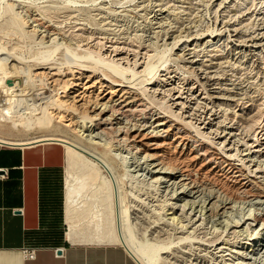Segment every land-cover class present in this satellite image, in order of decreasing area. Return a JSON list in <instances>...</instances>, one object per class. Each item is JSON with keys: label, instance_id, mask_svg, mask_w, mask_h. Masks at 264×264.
<instances>
[{"label": "bare ground", "instance_id": "obj_1", "mask_svg": "<svg viewBox=\"0 0 264 264\" xmlns=\"http://www.w3.org/2000/svg\"><path fill=\"white\" fill-rule=\"evenodd\" d=\"M241 1L246 0L217 1L220 18L219 32L215 34H208L209 30L191 23L171 26L169 19L175 13L174 4L152 2L149 28L144 30L148 34H141L151 42L158 33L165 32L170 37L183 33V39L177 40V34L172 37V47L178 48L174 57L181 67L195 75L186 78L177 68L167 67L161 68L157 80L147 83L152 84L149 87L152 94L168 102L170 112L150 102L136 87L137 80L127 76L125 68L118 64L106 60L84 62L71 56L67 68H60L61 65L48 62V58L35 56L30 60L21 58L26 63L21 67L11 63L20 57L0 48V130L10 120L15 123L25 119L20 123L27 130L33 128L35 121L39 129L46 130L56 122L65 121L78 135L76 139L43 133L21 139L0 132V142L7 145L53 140L66 145L64 217L65 238L69 242L120 243L141 264H161V259L167 258L163 256L169 246L166 243L171 241L167 236L177 235L182 242L175 249L189 256L190 264H264V116L257 96L252 95L256 91H250L252 79L264 69V15L255 17L254 28L246 27L255 13H250L245 22L247 18L240 14L248 15L251 10L239 12ZM147 4L140 7L144 9ZM16 13L19 15L12 16L11 24L23 34H39L41 40L61 34L45 16L28 12L27 18ZM102 17L106 34L111 21ZM126 40L111 41L104 55L117 63L133 62L137 73L144 75L151 69L145 64L149 49L137 50L128 46ZM178 42L181 44L176 46ZM233 52L238 57L244 54L245 62L256 61V72L252 69L250 75L249 71L246 80L241 74L229 73L228 67H234L229 58ZM35 79L48 84L47 89L53 92L40 96L49 97L48 105H41L43 101L35 104L27 101L32 92L24 85L28 81L34 84ZM247 81L251 84L244 85ZM37 106L41 115L12 119L16 116L14 111L23 113L28 109L34 115ZM147 136L152 137L156 150L148 153L143 149V155H139L142 144L146 145L142 139ZM114 150L119 156L128 157L124 166L133 165L131 170L144 171L145 178L150 176L149 185L169 194L163 200L167 209L162 211L161 224H147L143 215L128 214L127 197L117 169L106 156Z\"/></svg>", "mask_w": 264, "mask_h": 264}, {"label": "rangeland", "instance_id": "obj_2", "mask_svg": "<svg viewBox=\"0 0 264 264\" xmlns=\"http://www.w3.org/2000/svg\"><path fill=\"white\" fill-rule=\"evenodd\" d=\"M162 1L166 5L172 6L174 4L173 6H175V9H174L175 11H173L175 13L172 14L170 18L171 20L169 19L171 26L176 25V27H179V26L182 27V25L193 24L202 30H205V29L207 31L209 30L207 32L208 34H212V33L215 34L219 32V30L217 29L219 28L220 12L217 10V5H216L218 0H184V2H177L176 4L172 0H169V1L162 0ZM147 2L148 4L144 7V9L140 7V4L147 3ZM152 2H154V0H144V1L143 0H0V48H6L7 50L11 51L15 56L20 57V59H17L16 61H12L11 63H15L21 67L26 66V63H24L23 60L21 62V58L25 60L26 59L30 60L31 58L35 56L37 58L40 57L41 59L48 58L50 59V61L48 60V62L52 64H56L58 66L61 65L60 68H67L66 63L69 61L68 58L71 56L72 57L75 56V58H77L78 60H82L84 62L92 61L95 63H100V61L106 60L108 62L118 64V66L125 68L124 73L127 76L133 77L135 80H137L136 81L137 83L135 82L136 87H138L144 93V95L149 99L150 102H152L154 105H156L161 110L170 112L171 107L168 106V102L164 101L163 99H159L157 96L152 94V92L149 90V87L152 84H147V83L158 79V74H159L158 72H161L160 71L161 68L175 67L178 69L179 73H181L184 77L190 78V79L195 78V75L194 73H190L188 72V70L186 71L185 68L181 67L182 65L180 61L174 57V52H176L178 48L172 47L173 46L172 37L173 35L176 36L177 34V37H176L177 40L180 38L183 39L182 37L183 33L179 34L177 32L175 34H172L171 35L172 37H170L169 34L162 32V33H158L154 35L156 36V38L155 37L152 38V40L155 39L153 40V42L152 40L150 42L145 39L147 37L144 36L143 34L146 35L148 34V32L145 33L144 30H147L149 28V20L151 18V15L153 14L152 13V8H153ZM241 2H242L241 3L242 5L239 3L240 8L238 7L239 12H241L242 10L243 11L251 10L249 11L248 15H245V14L243 15L242 13L240 14L241 15L240 17L247 18L245 22L248 21L252 13L253 14L255 13L254 16L252 15V21L250 20L251 24L246 25V27L250 26V29H252L255 27V24H254L255 17L257 15L261 16L260 14L262 13L264 15V0L263 1L262 0H257V1L256 0H253V1L246 0V1H241ZM243 3L245 4L243 5ZM258 3L259 5L261 4L260 7H258L259 9L257 8ZM9 5H11V7H8ZM241 6H243L244 8L243 7L241 8ZM257 9H258V12H261V13L256 12ZM16 12H19L21 17L22 16L27 17L28 12L38 13L42 17L45 16L44 17L45 20L57 26V28H59V31H61L60 32L61 34H57V36H54L55 38L52 37L51 39L46 37L47 39L45 38L44 40L40 39L39 34H36V35L23 34L21 32L22 30L19 27L11 24L10 19L16 16L15 15L17 14ZM102 15L104 16V18L111 21V24L108 26V28L110 27V30L107 31L106 34H104V28H106V26L103 24V22H101V19L103 18ZM14 19H16V17ZM25 28L28 29L29 27H25ZM80 32L82 35L81 34L79 35ZM222 34H224L223 35L224 38H225V35H227L226 32ZM105 36H108V38L105 39L104 38ZM125 36H128V37H125ZM90 37H92L93 39ZM114 37L116 39H114ZM126 38L128 39L126 40ZM119 39L120 41H123V40H126L127 42L129 41L128 46L133 47L137 50L139 49L141 51H144L145 48L149 49L150 55H148V57L146 58L145 64L148 67L150 66L151 68L150 71H147L144 75L140 76L137 73V67L133 62H128L125 64L117 63L116 61H113V59L110 56L104 55V52L106 54L107 50L110 49V44L113 43L111 41H114V40L119 41ZM88 40L90 41L87 43ZM65 41H67L68 45L66 44ZM83 42H85L86 45ZM149 43L152 45H150ZM72 44H75V45H72ZM180 44L181 42H178L176 46H179ZM243 48H245V46H243ZM224 52L226 54V51ZM111 53L113 54V52ZM233 53L229 54L230 61L232 64H234L233 65L234 67H232V65L228 67L229 73H233V74L236 73L237 76L241 74L240 77L246 80V78L250 74L249 71L251 72L250 75H253V73L256 72V70H254L256 61L253 62L251 60V61L245 62L244 54L238 57V55H236L235 53L233 54ZM262 54H264V51ZM238 61H241V62H238ZM43 62H46V60H43ZM235 62L237 64L239 63L238 64L239 66ZM30 64H32V62ZM237 67H238L237 70L239 71L235 69ZM243 67L245 68L247 67V68L245 69ZM234 70L237 72H235ZM251 70L254 72L252 73ZM261 70H262L260 73L261 75L258 73L259 78L255 77L256 79L255 78L252 79V84L251 82L248 83L247 81V83H244V85L251 84L250 91L251 92L256 91V92H253L252 95L257 96V97L255 96L257 99V103L261 104L260 105L261 110H262L261 113H262V116H264L263 114L264 113L263 112L264 111V69H261ZM243 74L245 75L242 76ZM12 80L18 81L16 79H12ZM33 83L34 84L28 81L24 85L27 91L30 90V92H32L30 94L31 95L30 97H28L29 95L27 96L26 94V97H28L27 101L28 102L31 101L33 102V104L43 101L41 105H48L50 103V100H47L49 99V97H43L44 99L40 98V96H46L50 93H53L52 91H49L47 89L46 86H48V84L41 83L42 84L41 85L40 82H37L36 79L34 80ZM35 83H37V85ZM28 105L26 104V106ZM262 105H263V108H262ZM39 107L40 106H37V109L34 111V115H31L28 109L23 110V113H17L14 111L16 116L12 117V119L15 120L14 119L15 117L16 119H18L17 116H26V117L31 116L32 118H35L37 115H41L42 113ZM18 120H16L17 122L15 123L11 120L5 121L4 123L6 125V128L4 130H0V132L4 133L5 135L9 137L21 138V139L32 137L34 135H39L43 133H58L59 135H65L71 138H73L74 136V138L76 139L78 137V135H76L77 134L76 132L74 131L72 132V130L68 126L65 125V121L56 122L52 128H48L47 130L39 129L35 121L33 123V128L27 130L26 127L20 123L21 121L25 119H22L21 121L20 120L18 121ZM142 142L145 143L146 145L142 144ZM142 142L139 141V143L142 144V152L141 154L139 153V155H143L144 153L143 149L146 150V152L148 153H153V151L156 150L154 147L155 144H153L154 141L152 140V137L147 136L144 139H142ZM186 150L187 149H185L184 151ZM44 151L46 153L51 154L53 163H58L60 165L59 187L61 189L59 193L61 195L60 199L62 198V202H63V194H64L63 151H64V148L60 144H51L50 146H48V148L46 149L44 148ZM100 151L106 154V151H104V148H100ZM111 152H108L107 154L109 156L108 155L106 156L109 159V161L117 169L118 180L121 183L124 189V192L126 194V197H127L125 207H126L128 214L132 217L135 215H140V216L143 215L145 220L147 221V224L150 223L152 225L158 222L159 224H161L162 220L160 221V218L164 216V214H162V211H165V209H167L163 200H165L166 196L169 194H166L167 192L165 191H159L154 185H149L148 179L150 176H148L149 175L148 173H146V175L148 176V179H147V177L146 178L144 177L145 176L143 174L144 171L140 170L139 172H135L131 170V168L134 167L133 165H130L128 167L124 166L125 165L124 163L128 161V157L123 158V156L121 155L119 156V154L115 150ZM124 154L126 155V153ZM155 203H158V205H154ZM162 204L164 205L162 206ZM161 208H163V210ZM221 211L222 210H220V212ZM177 213H180V210H177ZM58 226H59L57 230L58 234L56 235L55 238L50 239L49 242L53 245L61 246L63 244L68 243L64 237L67 226L64 223L63 214H62V222L60 220V224ZM209 226H211V223H208L207 228H209ZM217 227H219V224L217 225ZM181 234L178 233V235H181ZM140 236L142 235L140 234ZM169 236L170 235H168L167 237L171 241H167L166 245L167 246L169 245L170 247L168 246L166 248L167 252L163 254V256L166 255L167 258L166 259L162 258L161 264H190L191 260L189 259V256L181 255V252H178V250H176V249H179L182 241L180 242L178 241L179 239L176 238L177 235L175 236L171 235L170 237ZM246 246L250 247L248 244ZM236 248H239V247L236 246ZM175 259H178V260H175Z\"/></svg>", "mask_w": 264, "mask_h": 264}, {"label": "crops", "instance_id": "obj_3", "mask_svg": "<svg viewBox=\"0 0 264 264\" xmlns=\"http://www.w3.org/2000/svg\"><path fill=\"white\" fill-rule=\"evenodd\" d=\"M51 144L64 148L65 193L63 142H0V264H141L122 244H74L66 238L61 246L49 242L58 234L61 197L60 165L44 151ZM59 247L64 251H56ZM29 248L36 249L34 258L25 256Z\"/></svg>", "mask_w": 264, "mask_h": 264}, {"label": "built area", "instance_id": "obj_4", "mask_svg": "<svg viewBox=\"0 0 264 264\" xmlns=\"http://www.w3.org/2000/svg\"><path fill=\"white\" fill-rule=\"evenodd\" d=\"M2 99V91L0 90V100ZM3 176L2 174H0V177ZM59 249H61V251H64V247H59L56 249V251H58ZM36 255V249L35 248H29L26 249V254L25 256L30 257V258H34Z\"/></svg>", "mask_w": 264, "mask_h": 264}, {"label": "trees", "instance_id": "obj_5", "mask_svg": "<svg viewBox=\"0 0 264 264\" xmlns=\"http://www.w3.org/2000/svg\"><path fill=\"white\" fill-rule=\"evenodd\" d=\"M59 205H60V220L62 222V212H63V202H62V198L59 201Z\"/></svg>", "mask_w": 264, "mask_h": 264}, {"label": "water", "instance_id": "obj_6", "mask_svg": "<svg viewBox=\"0 0 264 264\" xmlns=\"http://www.w3.org/2000/svg\"><path fill=\"white\" fill-rule=\"evenodd\" d=\"M8 82L11 83V81H8ZM58 252H62L61 249H59Z\"/></svg>", "mask_w": 264, "mask_h": 264}]
</instances>
